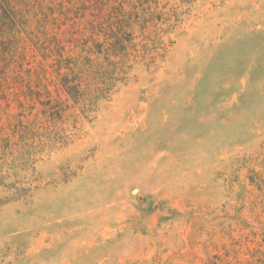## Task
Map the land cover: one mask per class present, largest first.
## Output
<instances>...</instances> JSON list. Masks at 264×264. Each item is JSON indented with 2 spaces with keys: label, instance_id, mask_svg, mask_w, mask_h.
Wrapping results in <instances>:
<instances>
[{
  "label": "rangeland",
  "instance_id": "374dc122",
  "mask_svg": "<svg viewBox=\"0 0 264 264\" xmlns=\"http://www.w3.org/2000/svg\"><path fill=\"white\" fill-rule=\"evenodd\" d=\"M0 264H264V0H0Z\"/></svg>",
  "mask_w": 264,
  "mask_h": 264
}]
</instances>
